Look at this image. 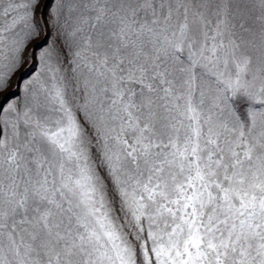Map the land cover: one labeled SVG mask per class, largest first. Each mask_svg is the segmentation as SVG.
Segmentation results:
<instances>
[{
	"label": "snow or ice",
	"instance_id": "obj_1",
	"mask_svg": "<svg viewBox=\"0 0 264 264\" xmlns=\"http://www.w3.org/2000/svg\"><path fill=\"white\" fill-rule=\"evenodd\" d=\"M0 264H264V0H0Z\"/></svg>",
	"mask_w": 264,
	"mask_h": 264
}]
</instances>
